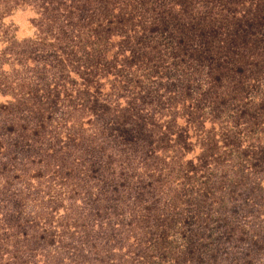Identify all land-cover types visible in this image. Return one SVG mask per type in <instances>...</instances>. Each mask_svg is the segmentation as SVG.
<instances>
[{
	"label": "trees",
	"instance_id": "trees-1",
	"mask_svg": "<svg viewBox=\"0 0 264 264\" xmlns=\"http://www.w3.org/2000/svg\"><path fill=\"white\" fill-rule=\"evenodd\" d=\"M0 264H264V0H0Z\"/></svg>",
	"mask_w": 264,
	"mask_h": 264
},
{
	"label": "rangeland",
	"instance_id": "rangeland-1",
	"mask_svg": "<svg viewBox=\"0 0 264 264\" xmlns=\"http://www.w3.org/2000/svg\"><path fill=\"white\" fill-rule=\"evenodd\" d=\"M221 144V141H218L217 142V147H218V149H219V145ZM45 163H48L47 161H39V166H41V167H43V166H45L46 164ZM36 167V166H35ZM58 177V176H57ZM60 179V178H59ZM62 181L63 180H59V182L58 183H60L61 185H62ZM64 184H65V182H64ZM56 200H58V199H63V195L62 196H59V197H55V196H53ZM60 205H57V208H56V214H55V217H56V219H55V221H53V223H52V226H53V228L54 229H56V230H58L60 227H61V224H63V226H62V229H61V233L62 234H65V221L63 222V216H64V213H65V210H64V206H61V207H59ZM56 238H57V235L56 236H54V239L56 240Z\"/></svg>",
	"mask_w": 264,
	"mask_h": 264
}]
</instances>
